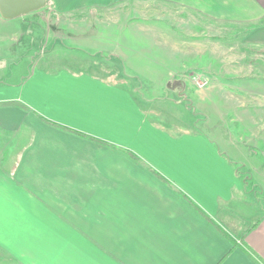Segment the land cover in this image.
<instances>
[{
    "label": "crops",
    "instance_id": "obj_1",
    "mask_svg": "<svg viewBox=\"0 0 264 264\" xmlns=\"http://www.w3.org/2000/svg\"><path fill=\"white\" fill-rule=\"evenodd\" d=\"M111 1L47 4L62 17ZM149 1L241 27L248 44L264 47V0ZM39 12L0 15V43ZM5 54L0 104H17L0 106V264H264V211L236 196L242 185L210 139L158 126L128 79L99 74L96 59L90 69L76 62L81 50L75 62L65 49L48 51L32 68Z\"/></svg>",
    "mask_w": 264,
    "mask_h": 264
},
{
    "label": "rangeland",
    "instance_id": "obj_2",
    "mask_svg": "<svg viewBox=\"0 0 264 264\" xmlns=\"http://www.w3.org/2000/svg\"><path fill=\"white\" fill-rule=\"evenodd\" d=\"M39 13L20 22L17 36L6 30L4 61L18 57L32 68L48 51L65 49L70 62L76 49L83 51L76 62L89 68L96 59L104 69L99 74L128 79L158 126L178 138L186 130L210 139L242 185L236 196L264 211V47L248 44L244 29L149 0H113L62 17L47 4ZM14 71L16 77L29 72ZM223 227L237 236L235 226Z\"/></svg>",
    "mask_w": 264,
    "mask_h": 264
},
{
    "label": "water",
    "instance_id": "obj_3",
    "mask_svg": "<svg viewBox=\"0 0 264 264\" xmlns=\"http://www.w3.org/2000/svg\"><path fill=\"white\" fill-rule=\"evenodd\" d=\"M47 0H0V15L12 20L45 8Z\"/></svg>",
    "mask_w": 264,
    "mask_h": 264
},
{
    "label": "trees",
    "instance_id": "obj_4",
    "mask_svg": "<svg viewBox=\"0 0 264 264\" xmlns=\"http://www.w3.org/2000/svg\"><path fill=\"white\" fill-rule=\"evenodd\" d=\"M13 104H17V103H13V102H11V103H3V104H0V106L1 105H5V106H9V105H13ZM49 123H51V122H49ZM51 124H53V125H56V124H54V123H51ZM62 128H64V127H62ZM93 140H95V139H93ZM95 141H97V140H95ZM98 142H100V143H102V144H105V145H108V143H105V142H102V141H99L98 140ZM110 146H112V145H110ZM114 147V146H113ZM127 153H128V155H130L131 157H133V158H137L131 151H126ZM152 172L155 174V175H157V176H159L163 181H166V179L163 177V176H161L160 175V173H158V172H156V171H154V170H152ZM184 197L186 198V199H188L185 195H184ZM188 201L190 202V204L196 209V211L198 212V213H200L207 221H209V222H211L213 225H215L216 226V228L217 229H219V231L220 232H222L224 235H227V237L230 239V240H232V237L231 236H229L227 233H226V231H224L221 227H219L195 202H193V201H191L190 199H188Z\"/></svg>",
    "mask_w": 264,
    "mask_h": 264
}]
</instances>
